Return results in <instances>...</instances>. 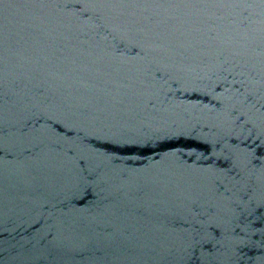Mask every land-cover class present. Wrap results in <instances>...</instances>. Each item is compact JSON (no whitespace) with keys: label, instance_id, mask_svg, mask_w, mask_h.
Listing matches in <instances>:
<instances>
[{"label":"water","instance_id":"water-1","mask_svg":"<svg viewBox=\"0 0 264 264\" xmlns=\"http://www.w3.org/2000/svg\"><path fill=\"white\" fill-rule=\"evenodd\" d=\"M0 264H264V0H0Z\"/></svg>","mask_w":264,"mask_h":264}]
</instances>
